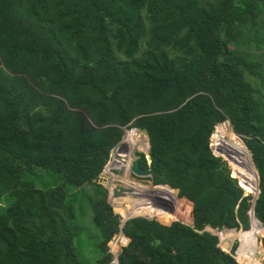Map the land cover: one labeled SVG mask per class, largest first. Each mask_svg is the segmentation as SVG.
Returning <instances> with one entry per match:
<instances>
[{
  "label": "trees",
  "instance_id": "1",
  "mask_svg": "<svg viewBox=\"0 0 264 264\" xmlns=\"http://www.w3.org/2000/svg\"><path fill=\"white\" fill-rule=\"evenodd\" d=\"M225 120L254 201L210 148ZM125 128L144 131L149 180L189 223L113 212L98 176ZM85 206L93 259L76 249ZM250 206L264 230V0H0V264H239L207 228L246 237Z\"/></svg>",
  "mask_w": 264,
  "mask_h": 264
},
{
  "label": "rangeland",
  "instance_id": "2",
  "mask_svg": "<svg viewBox=\"0 0 264 264\" xmlns=\"http://www.w3.org/2000/svg\"><path fill=\"white\" fill-rule=\"evenodd\" d=\"M209 141L212 152L226 160L231 175L237 178L238 184L242 186L241 179H246V182L252 184L250 190L245 189L243 186L242 188L245 194H252L254 199L259 192L258 176L251 163L252 160L250 153L246 148L241 135L236 134L229 121L225 120L214 126ZM148 150V140L144 131L136 128L124 129L122 139L111 149L109 158L100 173L101 176H98V182L100 179V183L107 190V202L111 205L113 212L119 215L120 221L122 219L128 221L135 216H144L147 218H155L157 215L165 216V212L155 209L158 208L168 212L167 214L174 215L175 211L178 210L182 213V216H176V218L185 223H189V215L187 217H184V215L189 213L190 207L185 200H178L176 189L171 188V192L169 193L165 189L159 188V186L170 188L168 185L151 184L149 180L151 174L137 175L130 171L131 161L134 158L139 157V152L143 153L146 158V168H151L150 160H148L150 159L148 157ZM247 161H251L252 171L245 166ZM36 179H38V181H36ZM36 179L34 180V183L40 188H46L57 182V179L55 177L52 178L49 173L43 176H38ZM143 181L148 182L146 183ZM117 185H121L122 189L118 190L117 196H113L112 188L117 187ZM85 190L91 192V187L87 185L85 186ZM142 201L147 202V205L134 206V204L137 205V203ZM86 206L84 212L80 213L79 209H77L75 215V221L80 226V232L76 241V249L79 256L93 259L98 252L95 245L98 242L99 232L91 221L90 207ZM249 209H251V206ZM250 220L249 229H251V231L246 237L244 233L241 234V231L247 230L207 229L218 236V245L225 251H230L233 243L235 241L237 242L234 257L239 264H264V250L261 244V237L264 234V230L261 227V223L251 211ZM243 237H245V240H242ZM109 244L110 243H108V248ZM117 253L118 252L112 254L115 262L114 264H116Z\"/></svg>",
  "mask_w": 264,
  "mask_h": 264
},
{
  "label": "water",
  "instance_id": "3",
  "mask_svg": "<svg viewBox=\"0 0 264 264\" xmlns=\"http://www.w3.org/2000/svg\"><path fill=\"white\" fill-rule=\"evenodd\" d=\"M138 158L139 157H137V158H134L132 161H131V164H130V171H132L134 174H137V175H150L151 174V172L154 170V167H155V165H154V167H151V168H142L140 165H139V163H138ZM148 160H150V159H148ZM101 176V174L99 175V177ZM99 182H100V179H99ZM143 182H148V181H143ZM241 186V185H240ZM242 187V186H241ZM119 189H122V186L121 185H117V187H113L112 188V194H113V196H117L118 195V190ZM253 201H254V199H253ZM252 201V202H253ZM250 211L253 213V206H251V209H249V211H247V216H248V218H249V220H250ZM250 224H251V220H250Z\"/></svg>",
  "mask_w": 264,
  "mask_h": 264
},
{
  "label": "bare ground",
  "instance_id": "4",
  "mask_svg": "<svg viewBox=\"0 0 264 264\" xmlns=\"http://www.w3.org/2000/svg\"><path fill=\"white\" fill-rule=\"evenodd\" d=\"M250 162H251V161H250ZM251 163H252V162H251ZM153 194H154V193H153ZM154 195H155V194H154ZM146 203H147V202H143V201H142V202L137 203V205L134 204V206H144V205H147ZM154 208H155V207H154ZM155 209H157V210H162V211H163V209H158V208H155ZM163 212H164V211H163ZM165 216H167V214H166Z\"/></svg>",
  "mask_w": 264,
  "mask_h": 264
},
{
  "label": "crops",
  "instance_id": "5",
  "mask_svg": "<svg viewBox=\"0 0 264 264\" xmlns=\"http://www.w3.org/2000/svg\"><path fill=\"white\" fill-rule=\"evenodd\" d=\"M148 156V155H147ZM149 157V156H148ZM148 159V158H147Z\"/></svg>",
  "mask_w": 264,
  "mask_h": 264
}]
</instances>
